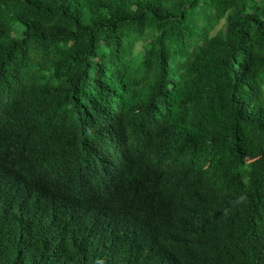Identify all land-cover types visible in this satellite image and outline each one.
I'll list each match as a JSON object with an SVG mask.
<instances>
[{
    "label": "trees",
    "instance_id": "16d2710c",
    "mask_svg": "<svg viewBox=\"0 0 264 264\" xmlns=\"http://www.w3.org/2000/svg\"><path fill=\"white\" fill-rule=\"evenodd\" d=\"M0 264H264V0H0Z\"/></svg>",
    "mask_w": 264,
    "mask_h": 264
},
{
    "label": "rangeland",
    "instance_id": "374dc122",
    "mask_svg": "<svg viewBox=\"0 0 264 264\" xmlns=\"http://www.w3.org/2000/svg\"><path fill=\"white\" fill-rule=\"evenodd\" d=\"M15 27H16L17 29H19L20 31L22 30V27L19 26V25H17V24L15 25ZM142 49H143V44H142V43H139V44L137 45L136 49H135V52L142 51Z\"/></svg>",
    "mask_w": 264,
    "mask_h": 264
}]
</instances>
